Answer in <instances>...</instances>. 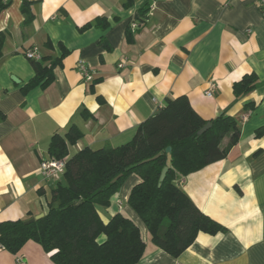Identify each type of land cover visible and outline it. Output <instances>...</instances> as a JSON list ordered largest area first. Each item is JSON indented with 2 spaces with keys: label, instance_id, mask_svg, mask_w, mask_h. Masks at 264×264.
Wrapping results in <instances>:
<instances>
[{
  "label": "crops",
  "instance_id": "0c3cea01",
  "mask_svg": "<svg viewBox=\"0 0 264 264\" xmlns=\"http://www.w3.org/2000/svg\"><path fill=\"white\" fill-rule=\"evenodd\" d=\"M11 1L0 14L6 36L0 57V222L47 213L51 191L63 180L46 181L39 173L41 161L51 159L55 135L72 127L83 134L69 145L68 158L85 148H117L168 99L186 96L204 120L226 113L240 129L227 158L177 181L228 232L199 233L178 258L156 248L127 203L140 182L136 175L98 212L104 222L122 213L140 228L146 251L138 264H264V134L256 137L264 129V19L258 0H156L142 25L144 0L130 6L129 0ZM23 1L34 2L30 22L21 12ZM100 18L109 22L107 29L94 26ZM88 24L93 26L84 30ZM61 45L68 54L53 82L24 93L35 77L26 51L40 54L48 66L62 57ZM80 62L91 81L79 73ZM250 73L263 84L236 99L234 83ZM211 83L216 89L208 98ZM249 102L256 109L246 112ZM50 257L32 241L16 255L0 250V264H54Z\"/></svg>",
  "mask_w": 264,
  "mask_h": 264
},
{
  "label": "trees",
  "instance_id": "16d2710c",
  "mask_svg": "<svg viewBox=\"0 0 264 264\" xmlns=\"http://www.w3.org/2000/svg\"><path fill=\"white\" fill-rule=\"evenodd\" d=\"M11 4V0H0V14ZM33 4L23 1L21 5L26 22L33 20ZM126 5L130 6L131 0ZM147 11L141 9V21ZM92 26L88 24L83 29ZM94 26L107 29L109 22L100 18ZM5 40V34L0 32V57ZM61 49L62 57L48 66L42 65L43 58L31 60L35 77L23 88L24 93L38 86L45 89L53 82L54 69L68 54L63 45ZM262 84L255 73L246 74L234 83V96L240 99ZM255 109L254 102L244 105L246 112ZM0 119H5L1 112ZM209 122L211 128L199 135ZM263 134L264 129H259L256 137ZM227 136L229 143L222 148ZM82 137L72 127L65 136L52 138L51 159L66 160L63 180L51 191L48 211L40 220L29 225L24 220L0 222V250L16 255L32 241L51 255L54 264H138L146 251L140 228L122 213L104 222L97 209L110 207L113 197L131 175L139 177L140 182L132 188L127 203L144 223L152 244L171 257L182 255L199 233L228 232L204 214L177 181L227 158L240 138V129L232 116L222 113L206 121L192 108L189 99L181 96L168 99L164 107L138 127L129 143L117 148H85L68 158L69 145H75ZM167 148L172 149L170 154L166 153ZM156 156L159 157L152 160ZM165 167L168 172L159 187Z\"/></svg>",
  "mask_w": 264,
  "mask_h": 264
},
{
  "label": "built area",
  "instance_id": "2783aa9c",
  "mask_svg": "<svg viewBox=\"0 0 264 264\" xmlns=\"http://www.w3.org/2000/svg\"><path fill=\"white\" fill-rule=\"evenodd\" d=\"M155 1L156 0H144V8H146L148 11L144 21H141V25L144 24L148 19V17L152 15L155 8L154 5ZM257 6L264 19V0H258ZM141 25L135 24L133 25V28L137 29ZM25 56L30 61L31 60L41 61L42 59L40 54L32 50L26 51ZM124 66L125 63L122 62L119 65V68H123ZM78 71L84 77L85 80L87 81L92 80V76L89 74V71L83 62H80L78 64ZM215 89H216V85L214 83H211L209 89L205 93L206 96L208 98L213 97ZM65 171H66V160L48 159V160H42L40 163L39 173L41 177L46 181H56L60 179L64 175ZM18 261H20V259H18Z\"/></svg>",
  "mask_w": 264,
  "mask_h": 264
},
{
  "label": "water",
  "instance_id": "95a60500",
  "mask_svg": "<svg viewBox=\"0 0 264 264\" xmlns=\"http://www.w3.org/2000/svg\"><path fill=\"white\" fill-rule=\"evenodd\" d=\"M211 126H212V125H211L210 122L207 123V125H206L205 127H203V128L199 131V135H201V134H203L204 132H206L208 129L211 128ZM171 151H172L171 148H167V149H166V153H168V154H170ZM158 157H159V156H156V157H155L154 159H152V160H155V159H157ZM167 172H168V167H165V168L163 169V171H162V173H161V176H160V179H159V187H160V186L162 185V183L164 182L165 177H166V175H167ZM119 178H120V176L117 177V178L114 180V182L117 181ZM43 217H44V214H40V215H38V216H35V217H33V218H30V219L26 220V221H25V224H26V225L32 224V223H34L35 221L40 220V219L43 218Z\"/></svg>",
  "mask_w": 264,
  "mask_h": 264
}]
</instances>
